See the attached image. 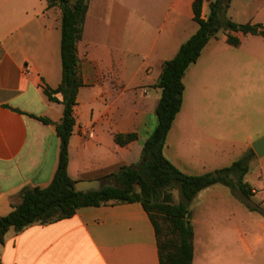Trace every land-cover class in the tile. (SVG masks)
Segmentation results:
<instances>
[{
    "label": "crops",
    "instance_id": "0c3cea01",
    "mask_svg": "<svg viewBox=\"0 0 264 264\" xmlns=\"http://www.w3.org/2000/svg\"><path fill=\"white\" fill-rule=\"evenodd\" d=\"M194 2L158 0L152 8H140L141 34L132 43V0L91 1L78 45L84 86L69 144L68 173L74 181L107 180L122 167L141 163L144 145L158 126L162 90L155 85L163 64L193 36L180 43L186 21L195 22ZM207 6L209 2L203 7L204 18L209 15ZM61 19V11L49 8L46 0H0V217L13 211L25 188L50 185L58 168L61 141L56 127L37 118L56 124L63 117V105L45 94L46 88L57 89L62 83ZM136 43L138 50L132 48ZM132 133L138 135L137 141L125 147L116 143V135ZM217 169L221 168L209 173ZM254 192L257 199L259 192ZM199 194L192 203L199 201ZM257 201L264 206V199ZM198 210L190 209L194 223ZM253 213L245 221L248 233L237 224L239 241L229 242L244 250L246 261L237 254L235 260L221 264H257L261 259L264 264V215L253 218ZM194 243L193 264H211L196 231ZM212 246L216 245L204 250ZM0 260L2 264H161L155 227L141 203L82 208L67 220L33 225L20 233L11 230L0 242Z\"/></svg>",
    "mask_w": 264,
    "mask_h": 264
},
{
    "label": "trees",
    "instance_id": "16d2710c",
    "mask_svg": "<svg viewBox=\"0 0 264 264\" xmlns=\"http://www.w3.org/2000/svg\"><path fill=\"white\" fill-rule=\"evenodd\" d=\"M49 8L61 11L62 83L57 89L46 88L45 94L52 102L63 105L59 123L47 118H37L46 125H55L61 141L58 168L47 187L25 188L13 211L0 217V242L11 230L20 233L33 225H49L74 217L79 209L102 207L111 204L141 203L155 227L161 264H193L195 258V231L191 222L190 203L197 195L213 186L221 185L239 191L250 199L255 192L245 181L250 164L256 157L249 151L228 167L201 176L188 175L175 166L166 156L165 148L174 123L184 105L185 78L197 64L212 39L224 31L227 44H242L237 34L264 38V24H238L227 18L234 0H195L194 21L198 31L184 43L178 54L163 64L156 88L162 97L156 109L158 126L144 145L142 161L138 165L124 166L117 174L104 180H113L116 187H105L89 193L77 192V184L68 173L69 144L76 125L74 109L80 89L84 86L80 73L78 45L83 38L87 13L92 0H46ZM209 2L210 13L203 17V7ZM135 133L116 135L119 146L137 141ZM179 189L183 200L174 202L173 190ZM258 210L257 208L253 209ZM264 215V211H262ZM0 264H2L0 260Z\"/></svg>",
    "mask_w": 264,
    "mask_h": 264
},
{
    "label": "rangeland",
    "instance_id": "374dc122",
    "mask_svg": "<svg viewBox=\"0 0 264 264\" xmlns=\"http://www.w3.org/2000/svg\"><path fill=\"white\" fill-rule=\"evenodd\" d=\"M157 1L132 0L133 29L129 31L132 43L141 34L139 9L152 8ZM206 12L210 13L209 6ZM226 16L238 24L264 22V0H234ZM198 29L195 22L186 21L180 32V43L186 42ZM239 37L241 46H229L226 32L222 31L192 67L186 80L183 109L168 138L165 156L197 176L232 165L264 136V38ZM132 48L138 50L139 44H133ZM189 138H194L193 142H188ZM245 181L259 192L257 199H264V157L256 156L252 160ZM172 193L175 203L183 200L179 189ZM199 197L198 202L190 203L189 209L199 207L197 222L192 221L194 212L191 222L201 235L202 252H207V259H211V264L229 263L239 254L246 261L248 255L244 250L229 245L239 241L236 225L247 234L245 221L250 211L254 212L253 218H258L263 215L264 206L253 196L247 199L239 191L233 193L221 185L202 191ZM209 244L216 246L204 250ZM262 261L257 264H263Z\"/></svg>",
    "mask_w": 264,
    "mask_h": 264
},
{
    "label": "water",
    "instance_id": "95a60500",
    "mask_svg": "<svg viewBox=\"0 0 264 264\" xmlns=\"http://www.w3.org/2000/svg\"><path fill=\"white\" fill-rule=\"evenodd\" d=\"M252 149L256 156L259 158L264 157V136L252 144ZM105 187L114 188L116 187V183L113 180L109 181V183H106L104 180L80 181L77 182L75 189L77 192L89 193L91 191H100Z\"/></svg>",
    "mask_w": 264,
    "mask_h": 264
}]
</instances>
